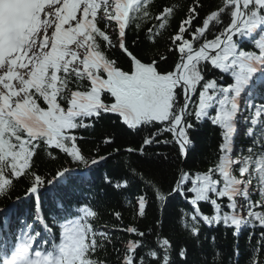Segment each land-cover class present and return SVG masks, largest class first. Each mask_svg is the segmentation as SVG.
Masks as SVG:
<instances>
[{"label": "snow or ice", "instance_id": "6c2138e0", "mask_svg": "<svg viewBox=\"0 0 264 264\" xmlns=\"http://www.w3.org/2000/svg\"><path fill=\"white\" fill-rule=\"evenodd\" d=\"M103 120L112 131L86 154L85 133ZM203 123L219 129L215 160L206 171L180 168L165 192L141 165L168 155L147 150L174 145L186 163ZM128 135L138 147L119 146ZM240 135L249 143L238 148ZM41 156L63 163L41 174ZM109 160L124 178L105 174L106 185L121 195L142 185L134 219L146 218L148 190L161 212L179 196L189 205L180 226L197 243L202 227L232 229L239 264V235L249 230L248 264H264V0H0V199L26 183L24 199L34 201L23 212L21 197L0 207V264H177L174 252L188 264L162 219L149 229L97 226L101 193L83 188ZM109 246L114 262L100 258Z\"/></svg>", "mask_w": 264, "mask_h": 264}, {"label": "trees", "instance_id": "16d2710c", "mask_svg": "<svg viewBox=\"0 0 264 264\" xmlns=\"http://www.w3.org/2000/svg\"><path fill=\"white\" fill-rule=\"evenodd\" d=\"M191 2V0H187ZM207 2V0H206ZM185 14L184 11H180L172 23V28L175 29L178 25L181 17ZM141 39H143V33L140 34ZM134 33H129L128 42L131 45V41L135 39ZM145 45L141 44L139 48H133L135 52H139ZM119 57V53H116ZM123 63V60H121ZM112 129L110 128V121H101L93 133H85L88 140L87 143L83 145L86 154H92V150L95 148L96 144L103 138V136L110 133ZM146 134V133H145ZM168 135V134H166ZM191 138L195 142V148L190 152L189 158L186 163L179 160L178 150L174 145L164 146L161 145L159 148L152 147L147 151L149 154L155 153L157 151L162 153H167L168 161L165 162L162 158L152 157L151 160H147L141 165L146 171H151L156 178L160 181L163 190L165 192L171 191V185L174 182V178L180 168L190 171H206L208 167L211 166L212 162L215 160L218 153V145L220 143L219 129L213 127L210 123H203L198 125L195 131L190 133ZM170 138V136H169ZM140 137L135 135H128L126 137L118 139L117 143L119 146H132L138 147V142ZM135 141V142H134ZM249 143L243 135L237 137V147L246 146ZM111 147L105 148L101 146V155L106 152H110ZM123 159V157L118 158ZM133 161L141 159L137 156H132ZM63 161L58 163L49 162L46 157L41 156L38 161V169L41 174L49 172L54 174V171ZM108 174L112 177L113 181L121 180L124 178V171L122 168L118 169L117 160H109L107 163L101 166H96L93 171L88 174L89 183L84 186L83 191L85 195L89 191L100 192L101 195L97 197L94 201V206L100 215V219L97 221V226L103 227L105 224L110 228L112 227H127L129 225H136L141 229L153 228L157 220H163V232L165 235L170 236L174 242V246L178 251L181 247H186L188 249V264H235L237 259L234 254V245L237 242L236 238L232 235V229H225L223 227L208 228L202 227V233L199 243L191 238L187 232L180 226L179 217L180 210L189 209L181 197L176 196L168 201L167 206L164 208L163 212L159 211L154 197L151 195V191L148 190V195L150 198L149 207L146 209V218H135L134 219V202L136 196L140 194L142 185L133 183L130 189L123 195L118 194L114 189L104 183V175ZM27 187L26 183H21L17 186L16 190L11 193V199H0V207H6L11 205L16 197H21V201L18 202V207L20 211H26L31 208L34 201L25 200L24 192ZM71 195V192L68 193ZM133 201V206L128 204V201ZM49 202L44 201V214L48 215ZM202 209L205 213L210 214V208L207 205H202ZM121 212L122 220H117L114 216L115 212ZM248 231L243 230L239 235V264H248L249 257L252 254L253 246L256 244V236H254L249 242ZM260 229H256V234H259ZM215 236V242H211V237ZM115 237H119L121 240H128L133 238L132 236L124 232H116ZM207 237L208 239H206ZM151 239V237H149ZM121 244L116 242V248H120ZM219 252V256L214 260L213 257L216 252ZM107 257L110 261L114 262L116 259V253L109 246L107 253H102L100 258L104 259ZM173 258L176 260L177 264H182L180 259L173 253Z\"/></svg>", "mask_w": 264, "mask_h": 264}]
</instances>
